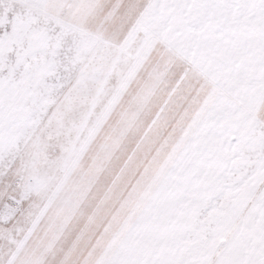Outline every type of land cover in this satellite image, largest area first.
<instances>
[{
	"label": "snow or ice",
	"instance_id": "snow-or-ice-1",
	"mask_svg": "<svg viewBox=\"0 0 264 264\" xmlns=\"http://www.w3.org/2000/svg\"><path fill=\"white\" fill-rule=\"evenodd\" d=\"M0 264H264V0H0Z\"/></svg>",
	"mask_w": 264,
	"mask_h": 264
}]
</instances>
